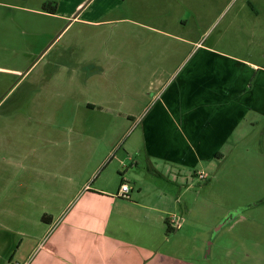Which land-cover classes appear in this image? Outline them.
Segmentation results:
<instances>
[{
    "label": "crops",
    "instance_id": "1",
    "mask_svg": "<svg viewBox=\"0 0 264 264\" xmlns=\"http://www.w3.org/2000/svg\"><path fill=\"white\" fill-rule=\"evenodd\" d=\"M37 3L22 8L43 18L41 31L55 42L70 30L79 35L113 21L103 16L122 0ZM201 40L179 36L192 50L175 65L160 66L139 92L133 79L122 90L119 80L104 79L113 65L105 66L94 47L38 52L49 58L30 91L16 99L22 115L16 135L25 146L0 172L2 195H15L12 205L0 207V249H10L11 264H196L167 247L165 234L158 245L149 242L154 230H167L173 214L150 201L172 199L179 169L197 173L221 157L250 113L264 119V67ZM137 100L142 108L132 114ZM121 104L128 105L126 114ZM120 116L138 124L140 139L113 154ZM111 136L114 146L105 140ZM124 182L128 198L116 196Z\"/></svg>",
    "mask_w": 264,
    "mask_h": 264
},
{
    "label": "rangeland",
    "instance_id": "2",
    "mask_svg": "<svg viewBox=\"0 0 264 264\" xmlns=\"http://www.w3.org/2000/svg\"><path fill=\"white\" fill-rule=\"evenodd\" d=\"M38 4L37 0H0V172L5 170L4 160L17 159L22 151L17 147L25 146L19 145L16 135L22 117L16 99L30 91L49 58L48 52L40 56L39 51L65 44L77 49L94 47L102 53L105 66L113 65L104 72V79L119 80L121 90L133 79L138 92L155 79L160 66L175 65L192 48L179 41V36L195 39L201 35L204 45L225 56L264 67V0H122L103 16L113 21L79 35L70 30L55 42L41 31L43 18L22 8ZM85 4L93 8L99 3ZM118 108L121 114L128 112L126 104ZM141 108L137 100L129 112L137 114ZM251 116L239 125L220 151L221 157L201 165L206 178H199L193 169H179L172 199H151L154 206L182 218L176 231L154 230L149 241L153 246L165 234L170 239L166 246L184 261L264 264V119ZM120 118L117 145L113 136L105 139L115 145L113 154L134 148L140 139L138 124ZM47 150L41 147L40 152ZM161 185L168 187L163 180ZM175 196L178 200H173ZM11 197L0 191V207L12 205L15 195ZM9 252L0 249V264H11Z\"/></svg>",
    "mask_w": 264,
    "mask_h": 264
},
{
    "label": "built area",
    "instance_id": "3",
    "mask_svg": "<svg viewBox=\"0 0 264 264\" xmlns=\"http://www.w3.org/2000/svg\"><path fill=\"white\" fill-rule=\"evenodd\" d=\"M197 176L199 178H206L207 174L204 173L203 171H198ZM129 190H130V187L127 183L125 182L121 183L117 190L116 196L122 197V198H128ZM167 223L171 231H176L182 223V218L177 215L172 214L167 218Z\"/></svg>",
    "mask_w": 264,
    "mask_h": 264
},
{
    "label": "trees",
    "instance_id": "4",
    "mask_svg": "<svg viewBox=\"0 0 264 264\" xmlns=\"http://www.w3.org/2000/svg\"><path fill=\"white\" fill-rule=\"evenodd\" d=\"M45 9H46V8H45ZM253 79H254V75L251 77V79H250V81H249V86L252 85V81H253ZM121 198H122V197H121ZM169 229H170V228L167 227V231H170Z\"/></svg>",
    "mask_w": 264,
    "mask_h": 264
},
{
    "label": "flooded vegetation",
    "instance_id": "5",
    "mask_svg": "<svg viewBox=\"0 0 264 264\" xmlns=\"http://www.w3.org/2000/svg\"><path fill=\"white\" fill-rule=\"evenodd\" d=\"M253 9V8H252Z\"/></svg>",
    "mask_w": 264,
    "mask_h": 264
}]
</instances>
